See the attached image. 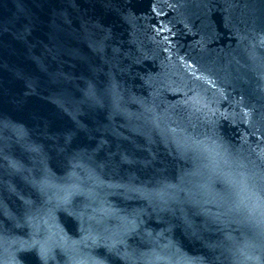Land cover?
Listing matches in <instances>:
<instances>
[{
	"label": "water",
	"instance_id": "95a60500",
	"mask_svg": "<svg viewBox=\"0 0 264 264\" xmlns=\"http://www.w3.org/2000/svg\"><path fill=\"white\" fill-rule=\"evenodd\" d=\"M0 264H264V0H0Z\"/></svg>",
	"mask_w": 264,
	"mask_h": 264
}]
</instances>
